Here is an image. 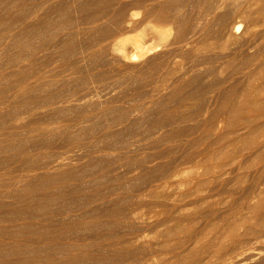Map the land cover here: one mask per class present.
I'll return each instance as SVG.
<instances>
[{
	"label": "rangeland",
	"instance_id": "374dc122",
	"mask_svg": "<svg viewBox=\"0 0 264 264\" xmlns=\"http://www.w3.org/2000/svg\"><path fill=\"white\" fill-rule=\"evenodd\" d=\"M40 1L51 7L50 17L42 33L28 38L24 52H35L38 59L32 66L27 59L19 63H30L25 73L36 74L32 72L34 78L9 74L13 68L9 55L15 50L0 55V66L7 70L0 77V112L5 115L3 123L11 124L18 116L19 122L34 126L25 138L26 147L50 141L46 149L34 151L29 163L39 165L34 175L53 173L56 183L48 187V193L58 190L66 195L63 203L58 200L52 205L54 209H68L62 205L67 203L79 208V227L71 235L79 239V256L88 258L89 264H100L98 256L104 248L99 245L105 247L106 255L110 251L111 260L118 250L104 243L108 242L105 236L139 226L148 237L131 243L126 251L121 247L120 254L142 250L160 239L167 242L161 248L163 260L198 249L208 262H216L217 256L208 249L220 250V233L230 224L245 233L244 220L256 221L252 207L264 197V145L256 152L250 151V145L264 140V131L257 137L248 135L242 125L232 131L229 109L219 114L218 125L206 139L200 140L203 133L194 128L205 112L217 110L213 108L222 98L248 101L252 116L259 107L264 110L263 0H182L162 18L157 16L159 6L166 0H35ZM202 1L222 5L207 19L200 14ZM249 1L253 4L247 13L235 16L233 12ZM26 2L34 4V0ZM181 20L192 25L183 35L178 27ZM206 20L209 26L203 29ZM136 41L145 43L142 54L132 57L128 49ZM28 75L34 88L23 92L21 85ZM228 91L230 96L225 95ZM181 99L186 102L178 109ZM189 138L194 142L183 146ZM212 142H222L219 155L208 162L187 163L175 183L165 184L176 158ZM154 155L158 156L155 162L147 163ZM142 164L149 170H142ZM207 165L223 166V171L200 182L197 174ZM16 169L0 177L3 194L25 183L17 181L25 177L24 170ZM63 170H67L65 179H59ZM77 184L79 191L72 193ZM116 211L119 220L114 221L111 212ZM176 223L183 228L176 237L166 239L163 230ZM84 245L90 249L84 250ZM245 245V251L264 248V227Z\"/></svg>",
	"mask_w": 264,
	"mask_h": 264
},
{
	"label": "bare ground",
	"instance_id": "6f19581e",
	"mask_svg": "<svg viewBox=\"0 0 264 264\" xmlns=\"http://www.w3.org/2000/svg\"><path fill=\"white\" fill-rule=\"evenodd\" d=\"M180 1L182 0L164 1L159 6L160 12L157 16L159 18L168 16V14L174 8L176 2H180ZM252 1L247 2L244 6H241L240 9L234 11L233 13H237L235 16L237 17L244 16L247 13L248 8L252 6L253 4ZM208 2L202 1L200 3V14L201 16L207 17V19L210 18L209 16L212 13L215 14L218 13L217 10L222 5V4L213 5L212 3L210 2L208 3ZM227 5L229 6V3H227ZM228 9L231 10L230 8ZM50 10L51 7H49V5L46 4V1L35 2L34 0V4H31V2L29 4L26 2V0H0V55L3 52H7L12 49L15 50L13 54L9 55V61L11 66L13 67L11 71L9 70L10 71L9 74L17 76V78L18 76L32 74L33 71L31 73L26 74L25 72L27 65L20 66L19 63L22 60L27 59L32 66L33 65L32 63L36 62V60L38 59V57H36L35 52L27 55L24 54L26 49V41L29 40L28 38H32L33 36L36 37L37 34L43 32L46 26V19L50 17L49 15ZM232 11L233 10H231V12ZM205 22L206 23L204 24L203 29H206L209 26V21L206 20ZM191 26H192L191 23L188 22L187 20H181L178 27L179 30L181 31V34L183 35L184 32H186V30L191 28ZM124 32H126L125 29L122 30L120 33H124ZM144 43L145 42L143 41L131 42L130 47L128 49L129 50L128 53H131L132 57L139 56V54H142L141 47L144 45ZM125 49L126 48H124V50ZM260 60L262 61V64H264V55L260 57ZM26 63L27 61L25 62V64ZM8 66L10 67V65ZM43 69L44 68H42V71ZM6 71L7 70L5 69V66H0V77L5 75ZM33 73H35V71ZM254 74L255 71L250 72V76H254ZM29 75L28 77L26 76V80H23L22 82L21 88L23 92L29 91L30 89H32V87L34 88V85L31 82L27 81ZM34 75L32 78H34ZM35 79H37L36 76ZM262 81L263 82L261 84V88L264 91V80ZM258 85L260 86V84ZM231 93L232 91H228L225 93V95L230 96ZM26 102L28 101L26 100ZM184 102L186 101H184L183 99L179 101L178 109H182ZM17 104L19 106V103ZM249 105H251V103H249L248 101L237 102L233 100L226 101V98H222L221 100L219 99L217 100L216 107L213 108L217 110L215 112L214 111L205 112V115L195 125L194 131L203 133V136L201 137L200 140L206 139V136L209 135L210 129L218 125L217 117L219 116V114L225 111V109H229L230 116L232 117V122L230 124L232 131L236 132V130L239 129L237 127L242 125L241 127L246 130V133H249L248 135L257 137L260 133H262V131H264V110L262 107L261 109L259 107V112L255 116H252L248 114L249 111H247ZM25 110L23 112L24 118H25ZM29 110H33V109H29ZM23 113L20 114L21 117ZM4 116L5 115L2 112H0V177L3 175L10 176L15 170H17L16 168L20 166L22 170H24L25 172L24 173L25 177L17 179V181L25 180V183L21 184V186H23L22 188L21 186L20 188H17L16 186L14 188H11L10 192H8L7 194L5 193L6 195L3 194L4 192L0 191V264H84L85 261L87 262L88 258H86L83 255L79 256V239L71 238V235L76 231L75 228L79 227V208H74L73 203H71L73 207H70V205L67 203L65 205L64 204L62 205L64 207L68 206V209L65 208L64 210H61L59 209V207L57 209H54L52 205L57 203L56 201L58 200L59 201L62 200L61 202L63 203L64 201L63 198L66 197V195H64L63 193H59L58 190L57 193L54 192L48 193L49 190L48 187L51 188L50 187L51 184L56 183L55 177H53L52 175L53 173H50L49 171H44L34 175L35 171L39 169V165L36 166L35 164L29 163L31 161L30 160L31 157L34 156V151L39 149L43 150V148L46 149L47 147H49L50 141L41 140L42 142L40 141L36 142L35 147H30V146L28 147V145L26 147V145H24L25 138L27 136H31V132L34 130V126L30 124L31 122L30 123L19 122L20 120L18 116L16 117L14 116L15 121L12 120L13 122L11 124L3 123ZM181 116L182 119L184 120L188 119L186 118V116L184 117V114ZM160 120L162 121L163 119ZM150 128H151V124H150ZM193 142L194 140L189 138L183 143V146ZM263 145H264V140H260V139L253 140V142L250 145V151L251 152L259 151L260 147ZM222 149H223L222 142H217V143L212 142L208 147L200 151L183 153L181 156H179L174 160V162L169 168V171H167L168 175L165 176L166 174H164L165 184L166 181L170 182L176 180L175 177L177 175H180L182 173L181 171H184V168L185 166H187V163L208 162V160L213 155H219ZM240 154H242V152ZM156 157L158 156L155 155L151 156L150 157L151 159L146 158L147 163L148 161L153 162L156 159ZM12 164H15V166H12ZM48 168L50 167H46L45 169ZM141 169L147 170L148 168L147 166H144V164H142ZM66 171L65 170L61 171L60 173L61 178L59 177L58 178L65 179ZM222 171H223V166L213 167L207 165L205 170L201 171L199 174H197V176L199 181L201 182L207 176L218 175L217 177H219ZM175 182L176 181H174V183ZM1 183L2 182L0 181V185ZM58 184L55 186H58ZM74 187L75 188L72 187V193L79 191V184H77ZM70 189L71 187L69 188V190ZM37 192H41V193L38 194ZM5 197L12 198L13 200L6 199ZM23 197H26L25 199L26 202L22 201ZM263 207H264V197L261 198L252 207L256 221L252 222L248 219L244 220L245 224L248 226L247 232L241 233L239 230H237L235 224H230L226 229H224L220 233V237H221L220 250L212 251L208 249V251L212 255H216L218 258V260L214 263L208 262L206 260V257L203 255V252L201 253V250L198 249L190 250L184 254L175 253L171 258L163 260L160 256V253L162 250L161 248L165 246L164 245L165 241L163 240L162 243L160 239H158L159 241L156 239V241H154L149 247H144L142 249V246H140L142 250H140L139 248L138 250L136 248L137 250L133 251L131 248L133 252L130 253L127 252V254L124 253L120 254L119 250H121V247L122 250L125 248L126 251L128 250L129 247L128 245H130L131 243H134L136 241L144 239L145 237H148L146 236V232H145L146 229H144L143 227L139 228V226L138 227L134 226L131 228L129 227L128 230H125L118 234L114 235L113 233L109 237L105 236V239H107L108 242H104L103 240L102 241L108 246H110L111 249H112L111 246H115L116 247L115 250H118V253L116 252L117 253L116 256L112 255V251H114V249L111 250L110 255L116 257L115 261L113 257H112L113 260L110 257V259L112 260L111 261L107 256L110 251H108V254L106 255V253H104L106 251L105 247H101L98 245V248L100 249L104 248L101 249L100 256H98L100 259V264H217L220 262H225L224 264H251L252 262H253L252 264H264V257L260 261H255L257 257L264 255V248L254 247L248 251H245V248L247 247L245 245L246 240L252 235H256L264 227ZM170 210H173L171 211L173 215L174 206L171 207ZM131 213L132 214L134 213L133 210L131 211ZM111 216L113 217L114 221L119 220L118 219L119 214L117 211L111 212ZM171 219L174 218L172 217ZM117 223L119 222L117 221L116 224ZM182 228L183 227L180 223L168 224L167 228L163 230L164 234H166V239L167 237L171 239ZM115 230L116 229H114V231ZM97 233L98 235L96 234V237L99 236V232ZM227 237L230 238L229 242H225V238ZM174 240L175 239H173V241ZM90 245L91 244L89 243V246ZM84 247H85L84 250L90 249L87 245H84ZM91 247L93 249V246ZM87 253L88 252L86 251L85 254L87 255ZM91 255H93V253ZM94 256L95 255H93V257Z\"/></svg>",
	"mask_w": 264,
	"mask_h": 264
}]
</instances>
